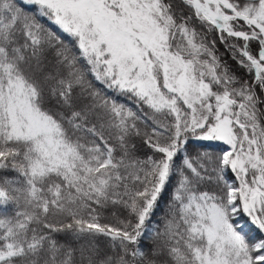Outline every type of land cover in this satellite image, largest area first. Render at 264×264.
<instances>
[{
  "label": "snow or ice",
  "instance_id": "obj_1",
  "mask_svg": "<svg viewBox=\"0 0 264 264\" xmlns=\"http://www.w3.org/2000/svg\"><path fill=\"white\" fill-rule=\"evenodd\" d=\"M0 264H264V0H0Z\"/></svg>",
  "mask_w": 264,
  "mask_h": 264
},
{
  "label": "trees",
  "instance_id": "obj_2",
  "mask_svg": "<svg viewBox=\"0 0 264 264\" xmlns=\"http://www.w3.org/2000/svg\"><path fill=\"white\" fill-rule=\"evenodd\" d=\"M220 50H221V52H223V47L222 46H220Z\"/></svg>",
  "mask_w": 264,
  "mask_h": 264
}]
</instances>
